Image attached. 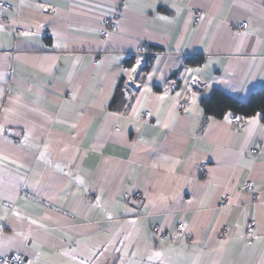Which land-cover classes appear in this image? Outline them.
<instances>
[{"label": "crops", "instance_id": "crops-1", "mask_svg": "<svg viewBox=\"0 0 264 264\" xmlns=\"http://www.w3.org/2000/svg\"><path fill=\"white\" fill-rule=\"evenodd\" d=\"M2 1L0 254L264 264V119L201 103L264 86V0Z\"/></svg>", "mask_w": 264, "mask_h": 264}, {"label": "trees", "instance_id": "trees-1", "mask_svg": "<svg viewBox=\"0 0 264 264\" xmlns=\"http://www.w3.org/2000/svg\"><path fill=\"white\" fill-rule=\"evenodd\" d=\"M147 62L144 69L148 67ZM204 111L208 115L223 118L227 113L241 119L260 113L264 119V86L252 91L245 101L238 100L222 91L214 89L207 99L201 100Z\"/></svg>", "mask_w": 264, "mask_h": 264}, {"label": "built area", "instance_id": "built-area-1", "mask_svg": "<svg viewBox=\"0 0 264 264\" xmlns=\"http://www.w3.org/2000/svg\"><path fill=\"white\" fill-rule=\"evenodd\" d=\"M0 7L3 8H12L13 5L7 1H2L0 0ZM118 12H115L112 17H107L104 20L106 28L102 30L101 32V37L105 38L108 36V33L110 30H112L116 25H117V20H118ZM203 16L202 11H197L195 13V21H198L201 19ZM246 25V22H242L240 24V27H244ZM21 34H24V31H20ZM97 61V58L95 59ZM150 115L149 112L145 113V117H148ZM244 188L247 190H252L253 184L252 182L248 181L244 184ZM227 195H222L220 199V205H223V203L227 199ZM187 223L185 221H179L176 224L174 235L179 237V236H189L188 231H187ZM255 227V221L253 219H249L245 225V237L247 243L251 242L253 230ZM2 233V230H0V234ZM0 264H27L23 255L20 253H11V254H0Z\"/></svg>", "mask_w": 264, "mask_h": 264}, {"label": "snow or ice", "instance_id": "snow-or-ice-1", "mask_svg": "<svg viewBox=\"0 0 264 264\" xmlns=\"http://www.w3.org/2000/svg\"><path fill=\"white\" fill-rule=\"evenodd\" d=\"M138 66H139V62H137V65L135 67H133L132 69H130V71L131 72H135L136 71V67H138ZM189 71H191V72H200L201 69L196 68V69H190ZM193 102H195V97H193ZM225 119L227 120L228 117H225ZM256 120H257V117L254 116L248 121V123L249 124H254V123H256ZM257 239H259V237ZM154 255L157 256V257H162L163 253L162 252H156V253H154ZM30 264H31V262H30Z\"/></svg>", "mask_w": 264, "mask_h": 264}]
</instances>
